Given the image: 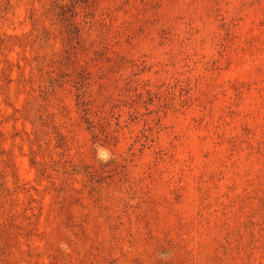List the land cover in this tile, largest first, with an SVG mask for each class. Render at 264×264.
Returning <instances> with one entry per match:
<instances>
[{"label":"rangeland","instance_id":"rangeland-1","mask_svg":"<svg viewBox=\"0 0 264 264\" xmlns=\"http://www.w3.org/2000/svg\"><path fill=\"white\" fill-rule=\"evenodd\" d=\"M0 264H264V0H0Z\"/></svg>","mask_w":264,"mask_h":264}]
</instances>
